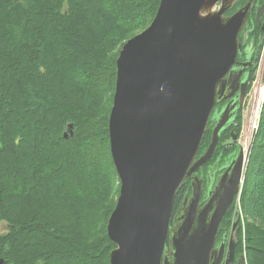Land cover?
I'll return each mask as SVG.
<instances>
[{"label": "trees", "instance_id": "16d2710c", "mask_svg": "<svg viewBox=\"0 0 264 264\" xmlns=\"http://www.w3.org/2000/svg\"><path fill=\"white\" fill-rule=\"evenodd\" d=\"M159 1L0 0L4 264H109L115 244L106 225L119 193L108 135L116 58L125 41L149 25ZM70 123L73 135L64 138ZM213 123L210 118L198 155ZM239 123L220 131L203 166L235 150V142L226 144ZM238 208L236 250L245 264H264V100L238 207L232 202L222 226L231 228Z\"/></svg>", "mask_w": 264, "mask_h": 264}, {"label": "water", "instance_id": "95a60500", "mask_svg": "<svg viewBox=\"0 0 264 264\" xmlns=\"http://www.w3.org/2000/svg\"><path fill=\"white\" fill-rule=\"evenodd\" d=\"M252 1L225 15L235 0H160L149 25L121 46L108 117L110 152L119 178L106 225L115 244L109 264H210L222 218L241 189L242 150L229 165V160L223 163V175L203 206L198 208L202 177L196 175L185 208L179 207L172 217L174 198L186 178L211 158L220 131L243 102L247 82L241 73L246 65L236 74L232 66L237 35ZM260 51L261 44L254 63ZM227 99L212 118L206 150L198 155L215 106ZM72 127L67 125L64 138L73 135ZM239 217L238 211L233 233ZM235 243H228L229 261ZM4 262L1 257L0 264ZM238 262L246 263L244 253Z\"/></svg>", "mask_w": 264, "mask_h": 264}, {"label": "flooded vegetation", "instance_id": "af4514ba", "mask_svg": "<svg viewBox=\"0 0 264 264\" xmlns=\"http://www.w3.org/2000/svg\"><path fill=\"white\" fill-rule=\"evenodd\" d=\"M241 1L242 0H235L234 4L236 2L238 3ZM248 1L249 0H245L241 5L237 6V8L233 11V13L236 10H238L239 8L243 7L246 4V2H248ZM263 4H264V0L263 1H261V0H253L252 1L250 9L247 13L245 22L243 23V25H242V27H241L240 31L238 32V35H237V38H239L238 39L239 46H238V50H237L235 63L232 66V69H233L232 74H236L242 67H244L246 65L244 70L241 73L242 81L245 80L246 82H248V76L250 75V73L252 75V73H254V70L256 69L255 67L257 66V64L256 63L254 64V58H255V55L257 52V47L259 44H261L260 55L262 54V51H263L264 30L262 29V27L264 26V8L260 12V14L257 15L258 8L263 7L264 6ZM248 62H249V64H247ZM227 101H228V99L222 103L217 104V106H215L210 118H215L216 113L221 110V108L224 106V104ZM238 109L240 111V107H238ZM238 109H237L236 113L228 121L227 126L233 125L234 128L236 127L235 125H237V124H235L236 120L234 117L237 114ZM214 124L215 123H213V126H214ZM239 133H240V129H239ZM231 134L232 135H231L230 139H228V142L226 141L227 142L226 145L228 147H230V146H232V142L235 141L234 144L236 145L237 150H239L241 148L240 145L238 144L239 134H237V132H235L234 129L231 131ZM233 135H236V138L234 140H233ZM205 150H206V148H205ZM205 150H203V152ZM203 152H201L200 154H202ZM235 154L234 155L231 154L232 156H229L230 155L229 154L228 156H225L224 158L220 159L219 161L216 160V167L214 169V172H212L211 169L215 163L211 165L210 170H209V166L206 167V166L202 165L195 173H192V175L188 176L186 178V182L184 184L185 186L183 188L180 187L176 192L175 196H179V194H180V196L176 197V199H177V201L179 199L180 200L178 202L176 201L177 206L175 207V211L172 214L175 215L178 211V208L181 206L183 208H185V206H186L185 199L189 200V198L192 194L191 182L194 179H195L194 181H197L196 176L198 178L202 177L201 178V195L199 198L198 208L203 206L209 200V198L212 196L216 179L218 177H222V175H223L222 174V172L224 171L223 163H225L229 160V163L227 164V165H229L231 160H233L235 158ZM246 164L244 165V171L246 168ZM207 169H208V171H207L208 175L206 174ZM173 215H172V217H173ZM170 225H171V223H170ZM235 238H236L235 233L231 232L230 229H227L225 231V227L220 224V229L217 233V237H216V241H215V249L213 250V252L211 253V256H210V264H240V262H238L240 253L237 252V250H236V243H235V249H234L232 261H229L227 259V255H226L228 243H230L231 240H235V242H236ZM221 243L225 244L224 251L221 249Z\"/></svg>", "mask_w": 264, "mask_h": 264}, {"label": "built area", "instance_id": "2783aa9c", "mask_svg": "<svg viewBox=\"0 0 264 264\" xmlns=\"http://www.w3.org/2000/svg\"><path fill=\"white\" fill-rule=\"evenodd\" d=\"M264 41V40H263ZM249 94L244 100V118L238 136V144L244 155V165L248 161V149L252 147L255 134L259 126V117L264 100V50L260 61L254 71L253 80L250 84ZM246 103V104H245ZM250 143L247 150H243L242 145Z\"/></svg>", "mask_w": 264, "mask_h": 264}, {"label": "rangeland", "instance_id": "374dc122", "mask_svg": "<svg viewBox=\"0 0 264 264\" xmlns=\"http://www.w3.org/2000/svg\"><path fill=\"white\" fill-rule=\"evenodd\" d=\"M253 74V73H252ZM249 89H251V87L250 88H247V95L249 94ZM246 104V103H245ZM245 109V106L243 105V107H241V109H240V113H239V116H240V120H238V122H240V129H241V125H242V121H243V118H244V110ZM210 142V141H209ZM209 144V143H208ZM237 151V148L231 153V154H233L234 152H236ZM230 154V155H231ZM229 155V156H230ZM227 158V157H226ZM220 159H218L217 161H219ZM222 161V160H221ZM215 167H216V163L214 164V166L212 167V169H211V171L212 172H214V169H215ZM210 168H211V166H209V170H210ZM207 171H208V169L206 170V174H207ZM208 175V174H207ZM244 178V177H243ZM241 183H243V179H242V182ZM241 186H242V184H241ZM240 191H241V189H240ZM239 198H240V192L238 193V195L235 197V199H234V201H235V203H236V206L238 207V202H239ZM234 201H233V203H234ZM237 211H240L239 210V208L237 209ZM244 227V226H243ZM7 229H8V225L5 223V222H1L0 223V233H2V232H5V231H7Z\"/></svg>", "mask_w": 264, "mask_h": 264}, {"label": "bare ground", "instance_id": "6f19581e", "mask_svg": "<svg viewBox=\"0 0 264 264\" xmlns=\"http://www.w3.org/2000/svg\"><path fill=\"white\" fill-rule=\"evenodd\" d=\"M264 5V4H263ZM227 15H229V14H227ZM239 39V38H238ZM255 64V63H254ZM256 68V67H255ZM247 69V68H246ZM113 100V99H112ZM217 106V105H216ZM245 110V109H244ZM243 110V111H244ZM238 111H239V109H238ZM239 113V112H238ZM237 115H239V114H237ZM235 118V117H234ZM237 118V117H236ZM236 120V119H235ZM238 120H240V119H238ZM243 122V121H242ZM239 123V122H238ZM237 123V124H238ZM236 124V123H235ZM240 124V123H239ZM230 126V125H229ZM233 126V125H232ZM236 126V125H235ZM231 127V126H230ZM227 128V127H226ZM229 128V127H228ZM227 128V129H228ZM234 128V127H233ZM236 128V127H235ZM225 130V129H224ZM207 132V131H206ZM204 135H205V133H204ZM237 135V134H236ZM204 137V136H203ZM203 139L204 138H202V141H203ZM235 142V141H234ZM202 144V143H201ZM249 146H250V143H246V144H244V145H242V148H243V150H247L248 148H249ZM201 147V146H200ZM199 151H200V149H199ZM199 151H198V153H199ZM250 152H251V147L248 149V155H250ZM208 162V161H207ZM199 173V172H198ZM192 175V174H191ZM202 176V175H201ZM119 182V181H118ZM186 182V181H185ZM184 182V183H185ZM182 188V187H181ZM179 196H180V194H179ZM179 196H175V199H174V207H173V211H172V213H174V211H175V207L177 206L176 204H177V202L180 200H178L177 201V199H176V197H179ZM177 201V202H176ZM228 211V210H227ZM173 215V214H172ZM239 222V221H238ZM239 228V227H238ZM237 231H238V229H237ZM240 232V231H239ZM241 237V236H240ZM240 250V249H239ZM246 251V250H245Z\"/></svg>", "mask_w": 264, "mask_h": 264}]
</instances>
